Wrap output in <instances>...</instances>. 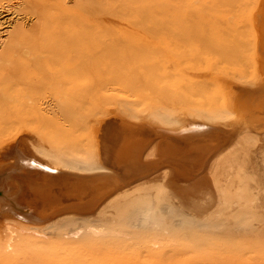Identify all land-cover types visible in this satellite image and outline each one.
Wrapping results in <instances>:
<instances>
[{"label": "rangeland", "instance_id": "obj_1", "mask_svg": "<svg viewBox=\"0 0 264 264\" xmlns=\"http://www.w3.org/2000/svg\"><path fill=\"white\" fill-rule=\"evenodd\" d=\"M84 3L97 18L89 15L78 21L81 8L64 11V0L54 7L40 1L0 0V52L10 49L0 59V264H264V0ZM209 94L233 105L231 119L204 123L186 114L190 100ZM158 103L177 111V122L163 129L213 127L216 148L208 158L207 149L197 150L184 159L187 166L180 163V172L188 173L190 166L188 175L202 167L192 177H182L166 164L116 190L170 175L165 182L177 195V212L165 216L172 209L165 202L150 218L137 217L131 225H122L96 216L101 201L91 210L65 207L69 210L48 215V207L66 199L65 187H60L52 205L48 203L52 193L40 184L49 169L79 175L113 171L54 169V160L43 158L34 146L47 144L57 151L56 140H94L104 164L117 163L119 138L104 129L100 142L104 122L117 118L162 128L148 116ZM121 104L132 106L134 116ZM123 121L119 124H128ZM248 129L257 143L246 156L225 149ZM204 138L210 141V136ZM156 139L145 149L143 161L160 157V138ZM164 140L170 157L171 149L183 144L172 136ZM154 144L156 155L149 158ZM193 146L187 148L190 153ZM216 152L237 154L236 161L219 168L218 186L210 169ZM241 192L246 199H240ZM68 211L79 213V218L64 230L48 227L56 215ZM243 212L247 214L241 221ZM83 214L91 217L85 222ZM10 229L14 238L9 242Z\"/></svg>", "mask_w": 264, "mask_h": 264}, {"label": "bare ground", "instance_id": "obj_2", "mask_svg": "<svg viewBox=\"0 0 264 264\" xmlns=\"http://www.w3.org/2000/svg\"><path fill=\"white\" fill-rule=\"evenodd\" d=\"M32 1H34V2L40 1V2H43V4H47L48 6H51V7L60 5L59 4V0H32ZM64 2L66 3L65 6H62L64 11L65 10L66 11H73L74 6L75 7L77 6V7L81 8L80 12L82 11L83 14L81 15V17H79L78 21H84L85 19L88 20V18L89 17L91 18V16H93L92 18H94V19L97 18V17H95L93 15V13H96V12L91 13L90 10L88 11V10L84 9V4H85L84 0H73V1L72 0H64ZM87 6H89V5H87ZM131 6H132V4H131ZM55 14H56V12L54 11V13H52V15H55ZM89 15H91V16H89ZM51 19H54V18H51ZM61 21H63V20H61ZM68 21L72 22L74 20H72V21L68 20ZM15 34H17V33H15ZM8 53H10V49H9L8 46H6V48L3 49L0 52V59L5 57L6 54H8ZM247 76L249 77V75H247ZM241 78H243V77H241ZM243 82L250 83V82H247V80L243 81ZM260 82H261V80H260ZM250 84H252V82ZM255 85H256V83H255ZM11 89H12V87H11ZM37 105L38 104H36V105L34 104V106H36V108H37ZM34 106H32V107H34ZM232 106L233 105L230 104L229 102H227L226 99H224L223 97H218V96L216 97V96H214L212 94H209V96L206 97V98H202V99H198V100H190L189 104H188V108L186 109V112H187L186 114L189 115V117L194 118V119L195 118L199 119V120H201L204 123H211V122L213 123V122H222V121L226 122V120L231 119L233 117V115L235 114ZM40 107H44V106L41 105ZM121 108L124 111H128V113L130 115L134 116L133 115L134 112L132 111L133 110L132 106L127 105V104H121ZM51 109H52L51 111L53 112V107H51ZM54 110H56V109H54ZM42 111H45V110H42ZM55 112H57V111H55ZM176 112L177 111L172 110V109L168 108L167 106L158 103L150 111H148V116L152 120L158 122L157 124L162 125V128H167L168 127V129H169L170 125H172V124L177 122V118L175 116ZM49 113H50V111H49ZM57 113H60V112H57ZM54 114L53 115L50 114L49 116L53 117V116H55ZM61 114H62V112H61ZM39 115H40V113H39ZM62 115H64V114H62ZM73 115H75V114H73ZM56 116H58V115H56ZM59 116L61 117V115H59ZM45 117H47V116H45ZM55 117H54V119H55ZM63 117H61V118H63ZM58 119H59V117H58ZM64 119H66V118H64ZM41 120H43V119L41 118ZM224 122H222V123H224ZM125 131H127V130H125ZM169 131H171V130H169ZM256 134H258V133H256ZM70 140L71 141L64 142V143L62 141H58V140L53 141L54 144L56 143L55 145H58L59 148H60L57 151L56 150L53 151L51 149L52 147H50L51 145L48 146L47 144H46V146H40L39 147V145H35L34 147H35L36 151L38 152V154H40L43 158H45V159H47L49 161L50 160H54V162H52V168H54V169L55 168L56 169L57 168H61L63 170L77 171L79 173H92V172H97V171H100V170H103V169L107 168L104 165V161L101 159L100 155L98 154L99 152L97 153V151L95 149L94 140H91L92 143H90V141H89V143L88 142L81 143V142H78L76 138H73V139L70 138ZM256 140L257 139L253 137V135L249 132V129H248V131L245 132V135H244L243 138L234 140L225 149L226 150L230 149V148L235 149L234 153L237 152L236 150H239V153L242 152L243 155L246 156L250 145H253V144L257 143ZM164 142H166V141H164ZM49 143L50 142H48V144ZM164 144H166V143H164ZM258 145H259V143H258ZM105 146H106V144H105ZM119 146H121V144H118L117 150L115 151V154L117 156H119V154H120L119 153L120 152V147ZM191 146H193V145H191ZM110 147H111V145H110ZM156 147H157L156 144H154L151 147V149H150L151 151L148 152L149 158H150V156L156 155L155 154V150L157 149ZM175 147H177V145ZM260 147H261V145H260ZM111 149H112V147H111ZM206 149L200 148L198 150H202L203 151V150H206ZM226 150H224L223 152H225ZM131 151H133V150L131 149ZM147 151H149V148H148ZM104 152H106V149H105ZM223 152H221V153H217L216 152L217 154L214 156L213 160L211 159L212 160L211 164L209 162L211 173L213 174V183L216 186H218L217 184L220 183V178L218 176L219 173H217L219 168L221 166H223V169H225L226 166H227V163H233L234 161H236V159H235L236 157L235 156H237V154H234L232 152H230V153L226 152L224 156H220V155L223 154ZM111 153H112V151H111ZM106 154H108V152H106ZM148 155L146 156V158H148ZM106 157H108V155ZM185 157H187V156H185ZM108 158H112V157H108ZM223 159L225 160L224 162H223ZM23 160H25V159H23ZM26 161H27V159H26ZM102 161H103V163H102ZM113 161H114V158H113ZM184 161H186V160H184ZM27 162H29V161H27ZM199 163H201V162H199ZM199 163L197 164L198 166H200ZM187 169H190V166ZM47 170H48V168L46 169V171ZM47 173H50V174L58 173L59 174V172L53 171V170H50V169L47 171ZM168 173H170V172H168ZM47 175L48 174L45 175L46 179H47ZM159 175H160V173H159ZM164 176L165 175H163L162 177H156V178L153 177L152 179L150 178V179L141 180L140 182H137V183H135L133 185L131 184L129 186L123 187L122 189L114 190V192L109 194L103 200V202L99 206H97L98 208L96 209L97 210L96 216H98L100 218L102 216L103 217H105V216L109 217L110 220H114L115 222H117V224L131 225L132 220L134 218H137V217L138 218H140V217H148V218H150L151 214L154 213V211L161 212V206H163L162 204H164L165 202L166 203L169 202V203L172 204L171 212L168 213V214H165V216H169V214L176 213L177 209L174 207L173 198L177 197V195H176V193L174 191H172V188L171 189L169 188V186L166 183L168 179H165L167 176L166 177H164ZM169 176L167 178H170ZM219 190L223 191L220 188H219ZM61 191H62V189H61ZM63 192L65 193V191H63ZM223 193H225V192H223ZM60 195H61V193H60ZM62 195L64 196V194H62ZM239 196H240V199H246L245 195L242 192H241V195H239ZM241 196H242V198H241ZM178 197H181V196H178ZM76 202L78 203V201H76ZM219 202H222V201L219 200ZM225 203H228L227 200H226ZM242 211H244V210H242ZM68 212L69 213H67V212L61 213L58 216L56 215L52 219V222L49 224L48 227H50V226L52 227L53 226L55 228H62L63 229L66 225H68V224H70L72 222H75L77 220V218H79L78 217L79 213H75L73 211L72 212L68 211ZM239 212H241V211H239ZM106 214H108V215H106ZM245 214H247V213L243 212L241 214V217H240L241 221L245 217ZM90 217L91 216H87V214H83L81 218H83V220L86 222ZM240 219H237V221L240 220ZM9 231H10L9 232L10 234L8 236V241L10 242L14 238V230L10 229ZM8 246H11V243H9Z\"/></svg>", "mask_w": 264, "mask_h": 264}, {"label": "water", "instance_id": "obj_3", "mask_svg": "<svg viewBox=\"0 0 264 264\" xmlns=\"http://www.w3.org/2000/svg\"><path fill=\"white\" fill-rule=\"evenodd\" d=\"M120 121L123 120L114 118L113 120H107L106 122H104L99 136L100 142H102L104 137V129L109 130L111 131L110 135L112 136V138H119L118 141L120 142V144H125H121V149L119 152L120 154L118 157L116 156V160H118L117 163L110 165L104 164L106 165L107 169H111L113 172H99L92 175H79L65 171H60L59 174H50L45 172L46 174H48L47 179L44 181V183L42 182L40 185L42 186V188H49V192L52 193L50 198L51 200L48 203H52L51 201L53 200V195L55 194L56 190L60 191V187H62L63 189L65 187L66 190L65 193L62 192V194L66 195V199L62 204H67L69 202L72 203L71 205L67 204V206H63L62 204H58L56 206L53 205L52 208L50 206L48 207V210H46L50 213L48 215L69 209H78L83 211L91 210L120 186H124L135 179L143 177L144 175H147L166 164L173 166L174 169L179 173L181 167H183L180 163H184L183 165L189 164L185 161L183 162V160L190 159V156L195 154L198 149H206L205 147L209 146L211 150L207 148L208 158L212 154L213 150H215L216 148L215 145L212 144L213 127H211L210 129L203 130H181L171 132L163 128L154 127L153 125L150 128L144 127L146 125L145 123H133L128 121L126 122L125 120L123 122L128 124H119ZM118 126L120 127L119 130H117ZM128 127L133 129L134 131L130 133L125 132L126 128ZM142 129H147V132L143 131ZM204 135L210 136V141L205 139ZM165 136L167 138L169 136H172L174 138H177L179 142L183 143L179 147H176L174 150L171 149L172 152L170 153L174 154V156L172 157L168 155V151H166V148L164 147ZM156 138H160V157L156 160H152L149 162L143 161L145 149ZM198 138L203 141L200 142ZM189 139H191L192 142L189 141ZM196 139L198 141L194 142ZM191 143H196L194 147L195 149L192 153H190L189 149H187L191 147ZM127 148L128 151H125L124 153V150ZM130 149L139 151L140 153H142V156L139 155L138 157L133 152L128 153ZM185 156H187V158H184ZM201 168L202 167L198 168L196 172H198ZM189 173L190 169L188 173H184V170L182 169L179 174L182 177L187 178L192 177L195 174L194 173L192 175H188ZM74 201H78V203L80 202L81 205L79 206L76 204L75 206ZM65 207H69V209H65Z\"/></svg>", "mask_w": 264, "mask_h": 264}]
</instances>
